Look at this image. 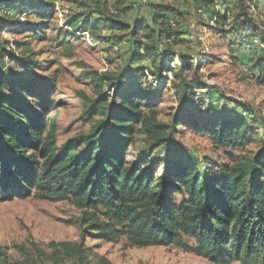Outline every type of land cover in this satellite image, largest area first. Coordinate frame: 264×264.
<instances>
[{"label":"trees","instance_id":"trees-1","mask_svg":"<svg viewBox=\"0 0 264 264\" xmlns=\"http://www.w3.org/2000/svg\"><path fill=\"white\" fill-rule=\"evenodd\" d=\"M54 1L0 0V30L18 23L19 30L39 36L53 16ZM164 1L151 3L148 18L131 24L95 7L108 29L130 37L132 49L126 64L115 72L83 71L92 93L77 90L75 96L82 119L91 124L62 141L57 137L56 117H49L59 103L50 98L59 89L56 81L32 73L39 65L35 53L15 57L10 52L9 45L20 48L24 43L0 42V67L5 57L14 64L13 69L0 71V201L68 200L81 210L77 223L82 240L94 232L106 242L123 238L128 248H178L210 264H264V144L242 156L229 153V161L206 167L207 160L200 163L174 135L183 126L206 136L216 147L245 149L257 142L254 117L245 108L221 105L211 94L214 84L190 80L191 61L179 58V64L174 63L177 56L171 48L187 39L172 21L180 13ZM191 1L197 9L205 8L224 34L248 31L249 48L258 46V40L264 48V28L255 17L259 0H220L224 13L214 11L215 0ZM11 12L35 14L37 19L22 23L12 19ZM93 15L66 14L65 27L97 42L89 23ZM56 33L57 47L67 49L74 35L61 28ZM244 49L241 41L236 47L230 44L229 56L243 67L254 59L263 76V49L253 59L242 55ZM62 53V58L69 57ZM74 64L85 66L81 61ZM145 69L159 78L154 86L169 84L179 98L169 122L159 117L158 97L151 96L154 89L144 87ZM261 134L259 139L264 140V129ZM59 246L77 263H90L83 242ZM61 253L57 251L58 259ZM0 264H6L2 248ZM95 264L110 263L102 256Z\"/></svg>","mask_w":264,"mask_h":264},{"label":"rangeland","instance_id":"rangeland-1","mask_svg":"<svg viewBox=\"0 0 264 264\" xmlns=\"http://www.w3.org/2000/svg\"><path fill=\"white\" fill-rule=\"evenodd\" d=\"M159 2L162 0H55L53 16L48 20V24L46 23V31L39 33V36L19 30L18 23L12 24L10 29L0 30V42L7 40L11 43L13 41L24 43L20 48L9 45L10 52H13L15 57L27 55L29 52L35 53L34 59L39 65L32 69V73L56 81L59 88L57 91L62 94H57V91L51 92L50 98L53 101L59 99V103L56 104L55 110L50 112L49 117H56L59 141L68 139L79 131H86L90 127V121L82 119L80 115L81 103L75 96L77 90L92 93L83 71L90 70L102 74L115 72L126 64V58L132 49L130 37L108 29L107 20L97 16L95 7L99 6V9L108 15L131 24L138 18H148L149 5ZM164 2L180 13V16L172 21L175 28L186 33L184 37L187 39V42L173 45L171 48L177 56L173 61H179V58L191 61L193 68L187 73L189 79L207 80L214 84L215 88L211 94H215L224 107H242L250 111L255 121L253 133L257 137V142L245 149L225 150L216 147L206 136L194 133L183 126L177 128L175 137L199 159L200 163L207 160L206 167L229 161L230 157L227 155L229 153L234 157L253 153L264 144V140L259 139L264 129V73L263 76L259 75L253 59L257 54L255 58L259 57L260 49L264 51V48L259 46L262 43L258 40L256 42L258 46L250 45L249 48V41L246 40L250 34L248 31L234 29V32L224 34L221 28H216V24L214 26V22L209 20L208 13L202 10L205 8L197 9L191 0ZM214 5V11L224 13L220 0H215ZM257 5L256 21L264 28V0L257 1ZM75 11L94 13L89 23L94 27V38L99 37L97 42L91 41L88 36L74 35L76 33L65 27L66 14ZM9 15L22 23L37 19L35 14L18 15L11 12ZM96 18H100L98 24H95ZM59 28L74 35L71 36L67 49L57 47L53 39ZM108 35H113L109 41L101 40L102 36ZM238 41L245 46L242 55L251 56L253 59L246 67L238 65L228 53L230 44L236 47ZM255 48L258 51L254 50ZM62 51H66L69 57L62 58ZM3 61L4 66L0 67V71L14 66L7 57ZM78 61L84 63V68L74 64ZM143 62L151 68L149 62L145 60ZM144 72L146 74L145 81H142L145 83L144 87L154 89L151 96L156 94L158 97L156 103L161 109L159 117L169 122L179 107V98L175 91L169 88V84L156 87L152 83L159 78H155L148 69ZM142 141V138L137 140L138 149L143 146ZM158 155L155 154L154 158L160 159ZM159 173L158 168L156 174ZM80 215L81 210L68 200L46 201L30 197L23 200L0 201V248L5 253L6 264H80L60 250L59 245L63 242H83L84 247L88 249L89 264H95L102 256L107 258L110 264H210L203 258L174 247L128 248L124 246L123 238L117 242H106L95 237L94 232H91V235H84L82 240L81 228L77 223ZM57 251L62 252L61 259H58Z\"/></svg>","mask_w":264,"mask_h":264},{"label":"built area","instance_id":"built-area-1","mask_svg":"<svg viewBox=\"0 0 264 264\" xmlns=\"http://www.w3.org/2000/svg\"><path fill=\"white\" fill-rule=\"evenodd\" d=\"M174 63H175V64H179V61H175ZM174 63H173V64H174ZM168 77H169V78H172L171 73H168Z\"/></svg>","mask_w":264,"mask_h":264}]
</instances>
